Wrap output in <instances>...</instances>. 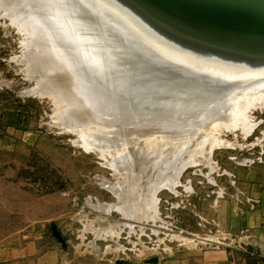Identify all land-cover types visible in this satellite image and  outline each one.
Returning a JSON list of instances; mask_svg holds the SVG:
<instances>
[{"label":"rangeland","instance_id":"374dc122","mask_svg":"<svg viewBox=\"0 0 264 264\" xmlns=\"http://www.w3.org/2000/svg\"><path fill=\"white\" fill-rule=\"evenodd\" d=\"M36 1L42 9L40 4L36 9L32 6L38 4ZM64 1L59 0L62 4ZM27 2L0 0V264H168L179 262L182 253L227 244L242 251L240 256L241 253H254L255 246L248 238L255 234L253 226L260 224L264 217V105L259 101L250 106L247 112L249 126H229L227 121L216 117V111L228 107L226 99L230 98L226 96L228 81H222L224 73L231 72L232 65L238 60L230 58L214 68L217 78L221 79L217 81L220 88L217 92L216 88L206 92L194 107L190 103L196 94L191 92L181 102L177 99L167 102L161 99L162 93L144 90L126 89L128 94L121 93L120 96L119 92H124L125 88L112 80L113 87L109 91L110 84L105 79L108 73L101 65L100 51L91 52L83 45L79 46L82 50L76 51L82 43L78 29L72 28L71 33L76 38L71 39L70 44H67L70 40L58 35L55 45L58 49L64 44L69 45L63 48L68 53L74 48L69 55L76 59L73 66L60 63L61 69L58 63L55 70L60 68L62 73L74 75L69 78L78 80L75 82L79 86H76L78 98L82 103L93 105L89 108L86 104L84 114L89 119L86 118L84 128L131 130L118 146L127 154L128 161L132 159L131 164L128 162L130 168L136 169L139 175L132 174L131 179L126 170H118L113 164L118 147L112 144L86 146L79 133L72 129V123L65 124L55 115L58 111L56 95L46 74L36 65V57L46 53V45L36 42L33 27H22L35 16L47 18L54 8L53 0H29L31 6ZM212 2L222 7L229 3L227 0ZM38 9L43 12L38 13ZM240 20L253 22L250 18ZM59 21L57 19L55 27L51 21L57 34L67 27L62 19L61 24ZM75 22L77 25V20ZM51 25L48 27L52 28ZM113 38L118 41L117 35ZM138 51L136 56L146 53L143 49ZM259 51L264 53V49ZM74 52L80 53L76 56ZM232 53L239 55L240 52L231 51L229 55ZM203 55V60L194 56L191 61L206 66L201 71L212 73L213 69L207 65L216 66V60L212 59L216 58V52ZM124 57V61H133L128 60L133 57L132 50ZM78 61L82 62L79 63L81 67H78ZM242 61V65L253 62ZM262 67L258 70L263 71L264 64ZM246 68L241 66L240 77L231 76L229 81L234 87L239 85L242 77H248L244 73ZM86 71L90 75H85ZM91 75L97 76V84ZM186 77L182 82L190 81L191 76ZM212 79H204L203 86ZM99 82H104L100 85L101 91L91 86L98 87ZM85 84L92 89L87 87V92L103 97L96 94L99 99L91 98L92 93L87 94L83 89ZM80 85L83 88L80 89ZM115 87H120L121 91ZM79 89L84 91L83 95L86 92L85 96L91 101L82 96ZM104 95L117 104L107 102L110 97ZM125 95H129L127 100ZM96 99L98 101H94ZM94 105L98 110L95 111ZM99 108L106 109L99 112ZM89 113L101 116L96 114L95 119ZM102 113L106 114L103 116ZM96 122H101L103 127ZM88 123L93 125L87 127ZM210 133L217 139L214 143L203 141ZM130 181L139 182L140 189L155 201V209L150 210L154 219L147 216L128 219L116 210L106 213L97 209L99 204L119 202L109 185L122 193L129 188ZM154 258L158 259L156 263L152 262Z\"/></svg>","mask_w":264,"mask_h":264},{"label":"bare ground","instance_id":"6f19581e","mask_svg":"<svg viewBox=\"0 0 264 264\" xmlns=\"http://www.w3.org/2000/svg\"><path fill=\"white\" fill-rule=\"evenodd\" d=\"M25 1L27 2V0ZM227 1L229 3L223 5L222 7L212 2V0H65L63 4L59 2V0H53L52 5H54V8L52 10L45 5L47 7L46 8L43 4V7L51 10L50 14L46 16L47 18L45 17L41 18L42 17L41 15L36 14L38 15L37 17L35 16L33 19H30L28 22H25L22 27L23 28L33 27L36 33V42L38 44L46 45L45 48L46 53L36 57L37 59L36 65L42 70L43 73L46 74L47 80L50 81L51 83L50 86L52 87V90H54L55 93L54 95H56L55 104H57L58 111L56 112L55 115H57L60 121H62L65 124L72 123L74 127V128L72 127V129H74L76 132L79 133L80 137L83 139L82 141H84L86 146L100 144L101 145L100 147H103L106 146V144L109 145L112 144L118 147L120 146V142L124 141V138L129 134V131L131 130L129 131L125 130L126 128L124 129L122 128L123 130L122 129L110 130V131H108V129L104 130L103 129L104 127L102 126L101 122H100L101 124L96 122V124L98 123L103 127L101 130H98L97 127L96 129L95 128L85 129L84 123L87 122L85 120L88 117L85 116L84 111L86 110L87 106L90 108V106L93 107V105L90 104L89 106L88 103H86L87 104L86 106V104L82 103V100L78 98L79 92L77 87L79 88V86L75 84V82H78V80L75 81L73 80L75 78H73L72 81H74V84H72V81L70 80L69 77H73L74 75L72 76L69 70L66 71L69 72V74L67 73L68 75L62 73L61 72L62 70H59L61 68L60 63L61 65L63 63H67L70 66L72 64L73 66V64L75 63L74 60L75 57L73 56L71 57L69 53L71 54L70 51H74L75 49L76 51L82 50L79 47L81 45H83L84 48L86 46L87 47L86 49L90 50L91 52H93V50L95 51L96 49H98L101 53V59H102L101 61L103 62L101 65L106 70V73H108V78H105L110 84L108 90L111 88V86L113 87V84L110 82V80H112L118 82V84H120L118 86H122L123 88H125L124 90L121 87L124 91L122 92L120 87L119 89L115 87L117 90L121 91V92L116 91L119 92L120 96L121 93L128 94L126 93V89L127 90L130 89V91L135 90L138 92L144 90L146 92L148 91L149 93L151 92L162 93L161 99L167 102L168 101L171 102L175 99H177L180 102L182 100L184 101L186 99L185 97L189 95V92H191L192 94H196L195 99L190 103L191 106L195 107L197 103L201 102L202 96L206 92L213 91L214 88H216V92H217V90L220 88L219 85L217 84V81L220 82L221 79L217 78V74H216L217 69L214 68H216L217 65L221 66V64H224L225 61L228 62L230 58L231 60L232 59L238 60L236 64L232 65L231 72L230 70L229 72L227 70V72L224 73L225 76L222 81L223 82L228 81L227 85L229 90H227L226 96H229L230 98L226 99V104L228 107L221 112L216 111V117L217 119L222 118L224 119V121H227L229 126H233V127H238V126L240 127L244 125L247 126L248 124L247 122L249 121V118L247 117V112L250 106H252L255 102H259V101H261L264 105V70L263 71L258 70V69H263L262 66L264 64V53L263 52L259 53L261 52L259 50L264 49V23L260 24L259 22H254L253 20H251L253 22H244L240 20L245 17H249L250 19H253L251 17L256 18L257 13H255L253 10L242 8V7L247 8V6H255L251 4L254 2L245 1V0H227ZM27 3L30 5L29 0ZM36 3L38 2L36 1ZM39 4L40 3H38L37 5L34 4L32 6H34L35 9L36 6L37 7L40 6L42 9L41 4L40 5ZM233 4L236 5L233 6ZM37 11L38 13L43 12L40 11V9H38ZM216 11L223 13H216ZM225 14H227L228 16H226ZM57 19H60V21L62 19V22L66 23V25L65 24L62 25L67 26L66 29L61 28V31H59L58 34H57V30H55V28H53L52 26L53 23L51 25V21L52 22L54 21V24L58 23ZM74 20L75 21L77 20L78 22L77 25ZM60 21L59 23L61 24ZM47 25L48 26L51 25L53 29L51 27H48ZM247 25H257V27H247ZM55 26L56 24L54 25V27ZM72 28L74 30L78 29L80 31L81 33L80 37L82 39L80 41H82V43L80 42L78 44V47H76L75 49L73 48L68 53V51H63V48L66 47L67 44H70L71 39L76 38V36L73 37L74 35L73 33H71L73 31ZM60 34L62 39L66 38L70 40L69 43L66 42L67 44H64L63 46H61L60 41H58V43L61 46L60 48L62 50H60V48L58 49V46L55 45V39H58L57 37L58 35L60 36ZM115 35H117L118 41L116 39H115L116 41L114 40L113 37ZM87 43H89L90 45H87ZM88 46L90 47V49L88 48ZM141 49H143V51H145L146 53H144V55L136 56V52H139L138 50ZM83 50L85 51V49ZM129 50H132L133 57L128 60H133V61H127V60L124 61L125 60L124 55ZM84 51L82 52V54L84 53ZM209 51L216 52V58H212L213 61L216 60V66L207 65V68L210 67L213 69L212 73L208 74L207 70L201 71L202 67L205 68L206 66H202L203 64L195 65L194 64L195 62L194 61L192 62L191 60L194 58V56H196V58L198 57L197 59L202 58L203 60V56H204L203 54H208ZM231 51H237L240 53L239 55L238 54L233 55L234 53L229 55ZM89 52H87V54H91ZM74 53L75 54L73 55H76L80 52L78 53L74 52ZM95 53L94 55L99 56L98 53L97 54ZM92 57L95 58L96 56L92 55ZM242 59L252 60L253 62H251L252 65L244 64L245 66H247V68L244 70V73L248 77L245 78L242 77L239 85L234 87L232 81L229 80H231V76L233 75L238 77L242 75L240 73L241 66L242 67L244 66L242 65L243 63ZM80 62L79 61L76 62L78 63V67L82 66L81 64H79ZM58 63L59 66L57 65ZM56 66L60 67L58 69L59 71L55 70ZM70 66L68 69H70ZM84 68L87 69L85 65ZM73 69L71 70V72L75 71ZM75 69L77 71L78 68ZM85 69H83L84 72ZM77 74L79 75L78 71ZM87 74L89 73L86 71L85 75ZM96 74L99 73L97 72ZM100 74L102 75V73ZM187 75L191 76V78L189 79L190 81L188 83H186V81L185 83L182 82V80L185 79ZM91 76L93 77L94 75ZM92 77L90 78V80L92 79ZM94 77L96 80L97 76ZM84 78L86 79L85 76ZM215 78L217 79L216 82L214 81ZM80 79L83 80L81 77ZM204 79H206V81L207 79H212V81L209 84H204L203 86L202 81ZM86 80H88V78ZM89 82H84V83L87 84ZM84 83L81 84L83 85ZM95 83L97 84V80ZM99 83L98 85L100 86L101 83L104 82H101L100 84ZM91 86L92 88H99V89L101 88V86L100 87L99 86L95 87L96 85H94V87L93 85ZM87 87L89 88L90 86L88 85L86 86V88H83L80 85V89L83 88L85 89L86 92H87L86 90ZM236 87L240 89L236 90L237 89ZM95 90L93 89V91ZM111 90L115 91V89L113 88ZM80 92L82 96L88 97L85 96L86 92L84 93V95H83L84 91L83 92L80 91ZM88 92L87 94L90 93ZM105 93H107V90L105 91ZM93 94L94 93H92L91 98L93 97L94 99L95 97L99 99V97L95 96L97 93L94 94V96ZM112 95H115V93ZM98 96L103 97V95L101 94H99ZM128 96L125 95L124 97L126 98ZM143 96H139V98ZM106 97L107 96H105V98ZM112 98H115V96H113ZM97 99L94 101H98ZM123 99L121 100L119 98L118 100L123 101ZM109 100L110 101L108 100L106 101L110 103L113 102L111 101V97ZM136 100L133 101L136 103ZM89 101H91V99H89ZM102 102L104 103L105 101H101V103ZM138 102L137 104H139ZM113 104H117V102L116 103L113 102ZM139 105L138 107H140ZM151 105H153V103H151ZM151 105L149 107H151ZM96 106L94 107L95 111L97 109ZM142 106L144 105H141V107ZM157 108L155 107V109ZM105 109L106 108H104V110ZM111 109L109 108V110ZM101 110L103 109L101 108L99 112H101ZM90 111L93 112V109L91 108ZM106 113L104 114L102 113L103 116ZM96 114L98 116H101V114L99 115L98 113H91V115L89 113V116L96 119V117H94V115ZM140 114L141 111H139L138 115ZM127 115H129V113ZM98 116H97V120H98ZM115 117L116 116H114V118ZM142 117L143 116L138 118L141 119ZM116 118L114 121H116ZM127 118L128 116L126 117V119ZM117 121L119 123L118 119ZM88 124L89 126L87 125V127L93 125L91 123ZM112 125H114V123ZM249 125L250 123L248 124V126ZM110 128L113 129L112 126ZM207 140L211 143L217 141V139L215 140V138L212 136L211 133L207 134V136L204 138L203 141L206 142ZM118 149L119 150L117 151V154H115L113 161V164L115 165L116 169L126 170V174L128 175L127 176L128 178H131L132 174H134V176H139L137 174L136 169L135 171H133L134 168L133 169H131L132 167L130 168L129 163L131 164L132 159L130 158L131 160L128 161L126 156L127 154H125L119 147ZM199 150L200 149H198V151ZM177 174L178 173H176L175 175L177 176ZM120 181L122 180L120 179ZM138 183L139 182L137 181L136 182L130 181L129 188L128 189L126 188L127 190L123 191L122 193L116 192L115 191L116 187H114L113 185H109V187L114 191V193L119 198V202L116 204H99L97 206V209L106 213H110L111 211L116 210L120 212L125 218L128 219H141L144 218L145 216L152 217L154 219L155 215L150 213V210L155 209L156 206L155 201H153V198L151 197L150 194H147L144 190L140 189V185H138ZM119 184L122 183L120 182Z\"/></svg>","mask_w":264,"mask_h":264},{"label":"crops","instance_id":"0c3cea01","mask_svg":"<svg viewBox=\"0 0 264 264\" xmlns=\"http://www.w3.org/2000/svg\"><path fill=\"white\" fill-rule=\"evenodd\" d=\"M264 193H262L263 195ZM255 231L250 242L255 246V252L241 253L235 246H208L197 251L182 253L179 262L168 264H263L264 261V217L260 224L253 226ZM259 236V237H258ZM246 251V249H244Z\"/></svg>","mask_w":264,"mask_h":264},{"label":"water","instance_id":"95a60500","mask_svg":"<svg viewBox=\"0 0 264 264\" xmlns=\"http://www.w3.org/2000/svg\"><path fill=\"white\" fill-rule=\"evenodd\" d=\"M252 1H254V3H251V4L255 5L257 8L255 6H247V8H244V7H242V8L243 9H248V10H253L255 13H257L256 18L251 17V18H253L251 20H253V21H262L263 22L264 21V19H263L264 18L263 17L264 16V0H252ZM216 13H223V12L216 11ZM225 15L228 16L227 14H225ZM245 18L249 19V17H245ZM61 240H62V238H61ZM157 261H158L157 258H154L152 260L153 263H156Z\"/></svg>","mask_w":264,"mask_h":264},{"label":"built area","instance_id":"2783aa9c","mask_svg":"<svg viewBox=\"0 0 264 264\" xmlns=\"http://www.w3.org/2000/svg\"><path fill=\"white\" fill-rule=\"evenodd\" d=\"M263 264H264V261H263Z\"/></svg>","mask_w":264,"mask_h":264}]
</instances>
